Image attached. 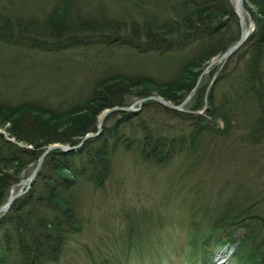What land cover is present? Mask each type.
<instances>
[{"label":"trees","instance_id":"1","mask_svg":"<svg viewBox=\"0 0 264 264\" xmlns=\"http://www.w3.org/2000/svg\"><path fill=\"white\" fill-rule=\"evenodd\" d=\"M130 3L137 15L129 19L118 17L121 12L114 14L105 6L97 13L75 6L72 9L70 1L65 13L61 10L66 5L44 18L0 13V45L57 53L94 47L103 63L93 73V80L78 87H56L51 97L0 101L3 120H11L6 135L0 132V206L12 189L14 193L22 185L31 165L49 144L77 145L87 133L97 131V117L105 108L130 106L137 99L155 95L153 91L179 104L196 85L184 110L148 99L137 105L138 109L110 112L100 132L87 137L76 149L50 150L28 189L0 213V264H8L11 255L18 264L57 262L71 235L80 231L64 195L78 179L102 188L119 149L135 151L143 161L165 166L175 156L190 152L200 131L209 127L211 122L203 111L213 118L224 103L252 94L264 115V0L244 2L254 29L225 61L210 65L213 57L239 37V19L230 0H149L142 3L144 6L136 0ZM113 47L152 56L159 75L106 64L103 58ZM234 56L238 61L231 94L217 103L209 83L213 77L214 81L222 79ZM222 62L226 63L224 68ZM151 108L157 109L156 115L149 113ZM164 113L175 121L161 118ZM51 119H63L66 124L58 126ZM236 198L234 194L208 225L192 215L186 242L151 248L153 257L146 263L141 258L140 264H216V251L227 243H236L231 256L236 264H264V214L241 207Z\"/></svg>","mask_w":264,"mask_h":264},{"label":"rangeland","instance_id":"2","mask_svg":"<svg viewBox=\"0 0 264 264\" xmlns=\"http://www.w3.org/2000/svg\"><path fill=\"white\" fill-rule=\"evenodd\" d=\"M69 1L73 3L72 9L75 6L83 8L84 12L97 13L105 6L114 10V14L121 12L117 15L124 19L137 15L131 6L132 0H0V13L7 17L44 18L64 5L66 8L61 11L65 13ZM136 1L144 6L142 3L149 0ZM245 15L244 26L248 28L252 22L254 28L246 8ZM107 52L110 54L103 61L121 70L160 73L152 56L119 47L109 48ZM99 56L94 47L79 46L57 53L1 44L0 101L14 103L48 98L61 85L85 84L84 81L93 80V73L103 66ZM236 61L238 56L226 66L227 72L222 79L209 83L217 103L231 94ZM224 63H221L223 68ZM152 94L163 98L157 91ZM131 104L135 109L139 107L135 101ZM218 110L213 118L203 111L204 117L211 122L209 127L200 131L190 152L175 156L165 166L143 161L135 151L119 149L102 188L78 179L63 200L72 206L80 231L71 235L59 260L50 264H123L126 261L140 264L141 258L146 263L153 257L151 248L187 241L192 215L197 222L208 225L234 194L235 203L240 202L241 207L264 214V115L259 103L251 94L226 102ZM156 111L151 108L149 113L156 115ZM160 117L175 121L168 113ZM4 118L0 111V130L5 134L11 127V120L4 121ZM51 121L58 126L66 124L63 119ZM35 165H31L23 183ZM240 232L237 230V235H241ZM219 252V259L215 255L217 262L227 264L230 260V264L234 263L229 252L225 257L224 249ZM7 263L18 264V261L11 255Z\"/></svg>","mask_w":264,"mask_h":264},{"label":"water","instance_id":"3","mask_svg":"<svg viewBox=\"0 0 264 264\" xmlns=\"http://www.w3.org/2000/svg\"><path fill=\"white\" fill-rule=\"evenodd\" d=\"M231 3H232V0H230ZM237 7H235L234 5V9H235V12L237 14V17L239 19V25H240V30H239V37L238 39L233 43L231 44L221 55H219L218 57L216 58H213L210 63L208 65H210L211 63H214L216 61H221V60H226L229 55H231L246 39L247 37L249 36L250 32L252 31L253 29V26H252V22L250 24V28L247 30L243 24V21H242V0H237ZM195 87L191 89V91L188 93V95L185 97V99L179 103V104H173L171 103L170 101H167L159 96H156V95H149V96H146V97H143V98H140L136 101V103H141L145 100H148V99H153V100H156L157 102L161 103L162 105L166 106V107H169V108H172V109H177V110H183V105L188 101V99L191 97V94L193 93ZM130 109H133L132 106H113V107H110V108H105L100 114H99V117H98V123H97V131L96 132H90V133H87L82 139L81 141L77 144V145H72V146H69V145H63L61 143H54L52 145H49L47 146L43 152L41 153V155L39 156L38 160H37V163L35 165V168L33 169V171L30 173V175L26 178V180L24 181V184H25V189H24V185H22L18 191H16L15 193H11L7 199V201L0 206V213H4L5 211L8 210V208L10 207L11 203L13 202V200L19 196L21 193H23L32 183L33 181V178L35 177L36 175V172L43 160V157L52 149H60L64 152H67V151H70V150H73V149H76L77 147H79L83 141L87 138V137H90V136H94V135H97L100 130H101V125L104 121V119L107 117V115L112 112V111H119V110H130ZM0 132L2 133V131L0 130ZM9 139V138H7Z\"/></svg>","mask_w":264,"mask_h":264},{"label":"bare ground","instance_id":"4","mask_svg":"<svg viewBox=\"0 0 264 264\" xmlns=\"http://www.w3.org/2000/svg\"><path fill=\"white\" fill-rule=\"evenodd\" d=\"M232 3L235 7H237L238 3H237V0H232ZM242 21H243V24L245 25L246 23V15H245V6H244V0H242ZM246 28V27H245ZM247 30L249 29L246 28ZM109 35V34H108ZM14 142V141H13ZM54 150V149H53Z\"/></svg>","mask_w":264,"mask_h":264}]
</instances>
